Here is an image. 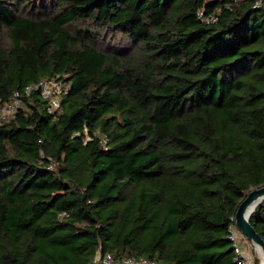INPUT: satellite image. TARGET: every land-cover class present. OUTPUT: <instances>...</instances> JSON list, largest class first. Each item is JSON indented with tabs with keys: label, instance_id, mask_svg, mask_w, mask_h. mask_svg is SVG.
<instances>
[{
	"label": "trees",
	"instance_id": "obj_1",
	"mask_svg": "<svg viewBox=\"0 0 264 264\" xmlns=\"http://www.w3.org/2000/svg\"><path fill=\"white\" fill-rule=\"evenodd\" d=\"M254 1L0 0V103L70 85L57 114L34 91L0 125V264H237L230 218L264 185ZM117 31L132 51L98 46ZM249 223L264 241V202Z\"/></svg>",
	"mask_w": 264,
	"mask_h": 264
},
{
	"label": "built area",
	"instance_id": "obj_2",
	"mask_svg": "<svg viewBox=\"0 0 264 264\" xmlns=\"http://www.w3.org/2000/svg\"><path fill=\"white\" fill-rule=\"evenodd\" d=\"M210 1V0H209ZM264 6V0H255L254 8ZM218 14L214 11H207L199 8L196 11V18L203 24L210 25L217 21ZM70 85L61 80H40L36 84L28 85L21 90L14 91L10 100L0 103V125L12 119L21 107L23 99L30 96L34 91L38 92L40 99L44 102L45 110L48 114L55 115L61 110V102L63 96L68 92ZM52 164L49 168H52ZM64 214H61V217ZM230 221L233 222L229 226L228 239L232 244L234 251V259L237 264H254L251 257L245 253L243 249L248 241L238 232L235 226V218L232 216ZM255 247V246H254ZM256 249V248H255ZM91 264H161L155 260L146 257H129L116 260L111 253L97 252Z\"/></svg>",
	"mask_w": 264,
	"mask_h": 264
},
{
	"label": "water",
	"instance_id": "obj_3",
	"mask_svg": "<svg viewBox=\"0 0 264 264\" xmlns=\"http://www.w3.org/2000/svg\"><path fill=\"white\" fill-rule=\"evenodd\" d=\"M264 202V185L251 189L244 197V199L238 205L235 212V226L238 232L251 244H253L260 256L259 264H264V241L255 232L251 224L249 223L251 214L255 209ZM252 210L249 209L251 206Z\"/></svg>",
	"mask_w": 264,
	"mask_h": 264
},
{
	"label": "rangeland",
	"instance_id": "obj_4",
	"mask_svg": "<svg viewBox=\"0 0 264 264\" xmlns=\"http://www.w3.org/2000/svg\"><path fill=\"white\" fill-rule=\"evenodd\" d=\"M33 4L34 6H39L40 0H33ZM25 12L30 16L35 15L37 13V7H34L33 9L27 7L25 8ZM98 46L106 51H111L113 49L117 51H123V49L132 51L134 48L130 40H128L126 36L122 35L118 31L107 33L106 35L102 36L101 40H99ZM243 247L245 253L251 257L253 263L256 264L258 262L259 264L260 256L254 245L248 241Z\"/></svg>",
	"mask_w": 264,
	"mask_h": 264
},
{
	"label": "bare ground",
	"instance_id": "obj_5",
	"mask_svg": "<svg viewBox=\"0 0 264 264\" xmlns=\"http://www.w3.org/2000/svg\"><path fill=\"white\" fill-rule=\"evenodd\" d=\"M253 207H254V205L250 207L249 212H250V210H252Z\"/></svg>",
	"mask_w": 264,
	"mask_h": 264
}]
</instances>
